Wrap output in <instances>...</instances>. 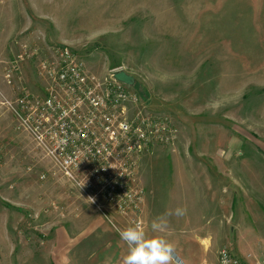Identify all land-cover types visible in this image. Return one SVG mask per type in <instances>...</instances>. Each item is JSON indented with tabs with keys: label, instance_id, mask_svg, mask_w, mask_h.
Listing matches in <instances>:
<instances>
[{
	"label": "rangeland",
	"instance_id": "374dc122",
	"mask_svg": "<svg viewBox=\"0 0 264 264\" xmlns=\"http://www.w3.org/2000/svg\"><path fill=\"white\" fill-rule=\"evenodd\" d=\"M2 35L0 264L106 262L97 234L80 221L104 219L114 243L126 227L113 214L128 226L141 221V211L123 215L105 201L88 173L67 175L40 141L47 129L24 123L31 109L26 103L21 113L19 101L36 105L50 91L40 62L66 46L88 76L107 82L119 69L133 76L148 93L146 117L168 119L178 131L174 145L129 157L132 188L146 199L190 174L191 185L221 193L218 209L226 212V239L208 255L227 247L246 256L243 264H264V0H0V44ZM235 191L262 212L239 200L233 206ZM245 209L254 215L242 220ZM235 224L247 227L234 240ZM76 234L88 235L78 242L84 253L74 249Z\"/></svg>",
	"mask_w": 264,
	"mask_h": 264
},
{
	"label": "built area",
	"instance_id": "2783aa9c",
	"mask_svg": "<svg viewBox=\"0 0 264 264\" xmlns=\"http://www.w3.org/2000/svg\"><path fill=\"white\" fill-rule=\"evenodd\" d=\"M40 70L51 82L50 91L36 105L19 101L21 113L28 112L27 105L31 109L25 125L30 130L36 125L47 129L40 141L67 175L88 173L100 185L102 198L119 213L140 212L145 194L132 188L133 179L129 182V157L152 144L174 145L177 129L168 119L147 118L140 95L118 82L115 74L107 82L88 76L85 65L67 46L57 47L54 59H43ZM15 113L22 117L18 110ZM225 256L232 264H243L227 247L219 252L217 264H223ZM176 264L184 262L178 257Z\"/></svg>",
	"mask_w": 264,
	"mask_h": 264
},
{
	"label": "crops",
	"instance_id": "0c3cea01",
	"mask_svg": "<svg viewBox=\"0 0 264 264\" xmlns=\"http://www.w3.org/2000/svg\"><path fill=\"white\" fill-rule=\"evenodd\" d=\"M1 46L2 54L0 56V63L3 64V61L8 59L6 56H3V35L0 48ZM0 82H3V79H1V77ZM3 89H5V87ZM175 178L176 182H173L169 190H156L153 191L151 195L148 194L146 196L145 202L141 207L142 209L139 217L143 222L145 229L149 230V234H151L150 224L156 216L169 211L174 212V210L178 207L186 208L187 212L185 215H172L169 217L168 231L165 233V235L169 239L175 241L177 244L176 258L179 257L184 262V264H204L206 262L217 264L218 255L222 248L218 250L217 255L214 252H211L209 255L208 253L213 245L212 243H224V240L226 239V235L222 231V229L226 227V223L223 219V217L226 216V212H224L222 209H218L219 206H223L220 201L221 193H211V189H209L208 187H203V183L201 184V186L197 183H192L191 185L187 181L190 180V174L188 176L185 175L184 177L179 176ZM196 178L197 177H195V179ZM181 179H185L186 182L180 184L179 181ZM197 185H199L200 187H196ZM237 186L239 187V189H241V186ZM161 193L167 194L168 197H162ZM239 193L238 191H235L234 193L233 206L234 204L236 205L237 201L239 200L241 204H245V206L249 207V209L252 205L254 211L262 212V210H260L259 203L257 201L255 202L252 196H250L246 200H243L242 203V196ZM211 212H215L216 215ZM248 212L251 216L254 215L252 214L253 211L245 209V211L241 213L240 218L242 220L247 219ZM261 216L263 215L261 214ZM113 217L115 218V221H117V225L121 224L123 225V227H127L128 222H130V219L123 218L122 216H119L117 214H113ZM84 218L86 217L84 216ZM98 220L100 221L97 222V219L93 221L91 220V218H89L80 221V223L84 222L82 227H86V224L87 227L90 228V236H92L93 234H97V240L95 241L96 246L98 247V245H100V248L102 246L103 252L109 254L108 257L105 254L106 262L102 257L99 260L98 264H119L121 258L127 254L125 251V248L127 249V247L120 240L117 241V243H114L110 238L111 236H108V234L106 233V226L108 225L106 224V222H104V219ZM240 227L241 225H234V240L240 234L241 230L247 227V224H245L243 229H241ZM249 228L251 230L253 229L251 227ZM77 235L78 234L75 235L74 239V249L76 250L77 248H80V251L84 253L86 251V248L79 247L78 242L80 245H82L84 243L82 238H86L88 235ZM243 256H240V258L246 259V256ZM91 258H94V256L92 255ZM114 259L116 260V262H113ZM207 259L213 261H208ZM245 261V264H252L248 260ZM258 263L261 264L260 261L254 262L253 264Z\"/></svg>",
	"mask_w": 264,
	"mask_h": 264
},
{
	"label": "clouds",
	"instance_id": "9594fccd",
	"mask_svg": "<svg viewBox=\"0 0 264 264\" xmlns=\"http://www.w3.org/2000/svg\"><path fill=\"white\" fill-rule=\"evenodd\" d=\"M91 200V198H90ZM186 208H176L174 212H165L156 216L150 224V232L142 222H135L119 232L120 240L127 246V254L119 264H175L177 244L169 239V217L183 216ZM223 264H232L225 256Z\"/></svg>",
	"mask_w": 264,
	"mask_h": 264
},
{
	"label": "water",
	"instance_id": "95a60500",
	"mask_svg": "<svg viewBox=\"0 0 264 264\" xmlns=\"http://www.w3.org/2000/svg\"><path fill=\"white\" fill-rule=\"evenodd\" d=\"M114 78L118 82L125 84L129 87H134L136 85L135 78L125 71H120V72L115 73Z\"/></svg>",
	"mask_w": 264,
	"mask_h": 264
},
{
	"label": "trees",
	"instance_id": "16d2710c",
	"mask_svg": "<svg viewBox=\"0 0 264 264\" xmlns=\"http://www.w3.org/2000/svg\"><path fill=\"white\" fill-rule=\"evenodd\" d=\"M133 89L140 95V97L143 99V101H145L147 99V96H148L147 91L141 90V86L138 83H137V85L134 86Z\"/></svg>",
	"mask_w": 264,
	"mask_h": 264
},
{
	"label": "bare ground",
	"instance_id": "6f19581e",
	"mask_svg": "<svg viewBox=\"0 0 264 264\" xmlns=\"http://www.w3.org/2000/svg\"><path fill=\"white\" fill-rule=\"evenodd\" d=\"M131 88H134V87H131Z\"/></svg>",
	"mask_w": 264,
	"mask_h": 264
}]
</instances>
